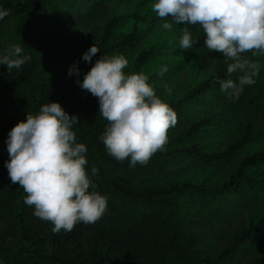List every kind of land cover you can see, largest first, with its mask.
<instances>
[{
  "label": "rangeland",
  "instance_id": "374dc122",
  "mask_svg": "<svg viewBox=\"0 0 264 264\" xmlns=\"http://www.w3.org/2000/svg\"><path fill=\"white\" fill-rule=\"evenodd\" d=\"M155 2L156 0H48L46 4L32 9L28 14L13 16L0 24V56L6 54L9 45H20L23 49L22 54H28L31 59L36 60V71L40 78L45 77L59 82L57 93L61 102L85 108L84 119L81 121L82 128L77 129L73 125V131L76 134V142L84 143L88 147L89 140L87 141L85 136L88 130H92L100 123V119L97 120L100 117L99 101L90 92L82 90L77 81L82 82L84 75L93 65L89 64L79 69V76L75 73L69 75L70 66L67 58L95 45L99 41L102 26L110 15L124 14L115 28L113 35L115 40L131 31L135 14L141 15L138 38L132 44L115 46L108 56H125L129 64L124 72L126 74L144 72L156 94L168 104L174 102L190 86L210 76L227 60L221 53L208 51L204 45L205 33L201 26L177 24L170 17L162 20L152 10ZM54 5L64 8L78 18L71 42L64 41L60 46L50 43L44 37L47 28L41 21L42 17L59 13L53 8ZM102 10L103 15L96 19L95 15ZM165 22L172 23L170 30L162 27ZM185 27L194 40L198 39L189 50L181 49L179 44ZM58 29L60 27H56L55 31ZM152 45L157 46L152 58L140 70L135 69L134 58L140 51ZM245 55L253 56L251 52ZM26 63L31 64L32 60ZM25 64L18 70L13 68L10 72L7 65L0 64V158L8 160L10 157L7 139L10 130L20 121H25L28 113L36 112L34 104L30 103L27 97L29 91L24 87L26 83L22 71ZM162 66H167V71L163 75L160 74ZM242 74L233 73L228 79L238 82V77ZM255 79V84L244 86L239 99H229L218 87L199 100L188 102L177 112L178 122L175 127L168 130V142L164 150L157 151L147 165L137 163L132 167L129 159L118 165L98 155L85 154L88 160L86 169L95 184V188H90L89 191H96L107 197V210L102 218L84 233L85 243L99 246L101 250L111 246L114 251L109 253L110 255L115 252L127 262L126 264H140L137 253L143 245L136 247L141 244L139 236L146 233L150 224L158 225L159 218L164 222L168 218L179 219L182 228L179 232L178 249L166 254L165 264H204L199 263L200 259L213 255L229 243L237 229L263 217L264 189L252 187L247 181L234 190L209 194L188 191L167 200L152 202L122 196L115 187L102 182L123 176L133 187L159 188L186 178L206 180L226 178L244 157L264 148V105L255 106L249 101L253 97L264 100V70L261 64L259 76ZM167 88L171 89V93L166 90ZM209 114H217L216 121L210 129L200 132L186 142L199 141L206 149L220 148L240 137L245 124L249 121L254 122V134L247 144L220 162H207L183 155H167L178 143L170 139L175 131ZM106 127L107 125L101 129V135ZM93 167L98 169L96 175L91 172ZM257 169L264 172V164ZM22 193H25L23 189L11 182L8 170L2 171L0 263L7 256L16 254L18 250L15 234L18 227L16 212ZM163 225L164 234L173 230L167 223ZM163 225H160L161 228ZM195 236L197 240L192 242L191 238ZM129 237L132 239L129 240ZM42 248L48 256L52 255L54 250L52 244L48 243ZM73 248L74 246L69 247L70 254ZM247 253H251L256 260L264 264V232L245 242L230 258L216 264H238L244 260ZM50 263L58 264L52 259H49Z\"/></svg>",
  "mask_w": 264,
  "mask_h": 264
},
{
  "label": "clouds",
  "instance_id": "9594fccd",
  "mask_svg": "<svg viewBox=\"0 0 264 264\" xmlns=\"http://www.w3.org/2000/svg\"><path fill=\"white\" fill-rule=\"evenodd\" d=\"M152 10L162 20L170 17L177 24L201 26L208 51L231 61L227 74L243 73L238 82L230 78L219 82L229 99H239L245 85L256 83L260 63L242 54L264 56V0H156ZM9 14L0 9V20ZM162 27L170 30L172 23ZM197 42L185 27L180 48L189 50ZM99 51L93 44L82 59L91 62ZM22 53L20 45H9L0 64L7 65L9 72L18 70L31 60ZM128 64L123 55H102L77 82L99 101V115L107 121L100 140L108 154L121 162L129 159L134 167L147 165L157 151L164 150L178 115L156 94L144 72H124ZM166 71L167 66H162L160 74ZM74 73L79 76L75 63L69 68V75ZM78 123V117L59 102H50L41 105L38 114L28 113L26 121L8 134L9 178L26 193L24 203L34 207L33 215L53 224V234L70 232L81 222L95 223L107 210V197L89 191L95 184L86 169L88 148L76 142L73 125ZM91 172L96 175L98 169Z\"/></svg>",
  "mask_w": 264,
  "mask_h": 264
},
{
  "label": "trees",
  "instance_id": "16d2710c",
  "mask_svg": "<svg viewBox=\"0 0 264 264\" xmlns=\"http://www.w3.org/2000/svg\"><path fill=\"white\" fill-rule=\"evenodd\" d=\"M48 0H3L0 1V9L9 11V15L0 20V24L7 21L13 16H23L28 14L32 9L46 4ZM53 8L59 12L54 16L42 17L41 21L44 23L47 30L44 32V37L50 43H55L60 46L64 41L71 42L72 35L76 29L78 18L75 14L70 13L60 6L54 5ZM104 10L99 11L95 18L98 19L103 15ZM124 14L118 13L110 15L104 22L100 34L99 41L95 46L100 50L92 57L91 62H86L82 59L83 54L87 51L83 49L80 54L71 55L67 58L68 65L71 67L74 63L78 69L84 68L89 64L94 65L96 60L102 55H109L115 46H126L132 44L138 38L140 14H135V21L133 28L122 38L115 40L113 35L115 28L119 25L120 19ZM56 27H60L55 31ZM54 28V30H53ZM157 46L152 45L148 49H144L138 53L134 58V67L140 70L154 55ZM244 58L257 61L261 64L264 70V56H246ZM32 63H26L22 77L25 81L24 87L28 89L29 102L35 106V113L38 114L41 105L50 102H59L66 112L70 115L74 114L78 117L79 123L75 124L77 129L82 128L83 114L86 112L85 108L73 106L68 103H63L57 93L59 82L49 80L45 77L40 78L36 71V60L31 59ZM228 59L220 67L208 77L201 79L194 85L190 86L181 96L174 102L169 104L175 112H179L182 108L191 101H196L206 95L209 91L220 87V81L228 79L227 65L230 63ZM250 103L255 106L264 105V100L253 97ZM19 107V106H18ZM86 118V117H85ZM217 114H209L191 122L188 126L175 131L170 139L178 143L172 147L167 155L171 156H187L195 157L207 162H220L234 154V152L241 146L247 144L254 134V122L249 121L244 126L243 134L230 141L226 145L216 149H206L199 141L186 142V140L196 137L200 132L210 129L212 124L216 121ZM92 130H88L85 136L89 140L88 151L86 155H98L105 160L111 161L115 164L122 165L123 162L116 160L108 154L105 146L100 140L101 129L107 125V121L101 116ZM102 120V121H101ZM26 121V119H25ZM1 143V141H0ZM157 153V152H156ZM155 153V154H156ZM154 154V155H155ZM6 158H0V173L8 170ZM264 164V148L248 154L242 159L237 167L231 171L226 178H217L214 180H206L201 178H186L185 180L162 186L159 188H136L133 187L123 176L116 177L110 180H102L103 183H108L115 187L122 196L137 199L142 201H157L167 200V198L180 196L188 191L209 194L212 192L234 190L237 189L241 183L247 181L252 187H261L264 189V172L257 169V167ZM22 198L19 203L18 211L16 212L17 220V252L14 255L7 256L0 264H49V259H52L58 264H110L113 261L116 264H126L119 254L109 253L113 252V248L108 246L107 249L101 250L99 246L89 244L87 245L83 239L84 233L89 231L94 223L84 224L78 223L70 232L61 230L58 234H53V224L50 221H45L33 215L34 207H30L24 203L26 193H22ZM158 225L150 224L145 231L139 236L141 250L137 253L140 264H165L166 254L169 251L178 249L179 232L182 228L179 219L168 218L166 222L159 218ZM167 223L173 230L164 234ZM160 225H163L161 228ZM264 232V216L258 220H252L248 225L237 229L234 233L233 239L227 243L220 250L211 256L202 257L199 263L216 264L230 258L245 242L253 239L255 236ZM132 238H136L132 236ZM129 237V240L132 239ZM138 239V238H137ZM197 240V236L192 237L191 241ZM48 243L54 247L51 256L42 248ZM74 246L72 253L69 252V247ZM68 248V249H65ZM65 249V250H64ZM89 249V250H88ZM103 249V248H102ZM144 249V250H142ZM131 261V260H129ZM128 261V262H129ZM51 264V263H50ZM238 264H262L260 260H256L255 256L247 253L244 260Z\"/></svg>",
  "mask_w": 264,
  "mask_h": 264
}]
</instances>
